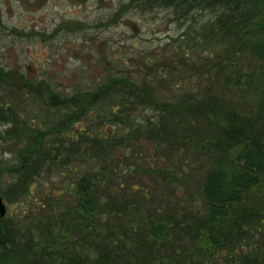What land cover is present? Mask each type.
<instances>
[{"label": "trees", "instance_id": "16d2710c", "mask_svg": "<svg viewBox=\"0 0 264 264\" xmlns=\"http://www.w3.org/2000/svg\"><path fill=\"white\" fill-rule=\"evenodd\" d=\"M127 7L141 13L167 10L174 21L185 24L182 43L174 40L170 48L176 58L191 60L188 73L196 87L175 83L176 94L168 100L157 94L161 84L154 76L134 81L117 74L92 91L67 97L53 92L43 81L34 85L16 72L18 90L8 95L14 94L17 99L6 102L1 96L0 121L12 126L6 134L16 140L18 161L0 168V193L7 202L21 200L42 172L52 168L51 163L64 162V167L76 173L71 189L79 198V207L92 216L99 210L111 213L117 195L108 190L113 182L109 170L115 164H123L126 159H134L137 164L138 158L146 160L143 156L149 150L154 154L147 156L149 161L157 157L163 160L162 155L168 151H179L196 163L190 179L202 199V214L192 213L190 220L183 219L185 233L181 236L175 229L174 235L180 238L173 240L170 230L165 232L152 225L153 221H146L144 224H151L144 229L149 237L143 230L135 235L140 244L127 247L128 235L125 241L118 239L117 246L113 241L99 243L93 262L87 256L69 257L53 245L40 247L29 226L21 228L2 218L0 264H122L119 260L152 264L156 259H167V264H218L211 258L222 251L227 253L226 264H264V99L255 103L256 114L251 115L250 106L237 111L222 98L239 88L244 69L254 72L246 59L256 61L264 71V0H130L121 10ZM227 59L232 62L225 69ZM11 72L0 67L2 84L14 79ZM39 87L47 90L48 109L41 105ZM257 88L261 92L262 84ZM30 95L36 100L34 104L39 102L38 116L26 112L28 118H24L21 112L25 110L15 107L20 105L18 100ZM147 110L151 116L142 114ZM14 115L23 119L15 124ZM80 122L87 128L77 129ZM6 134L0 132V139ZM184 158L180 165H186ZM74 160L86 169L77 173L69 167ZM6 173L10 179L2 187ZM164 181L171 184L168 189L179 190L178 177ZM101 194L110 198L108 203L100 202ZM142 197L147 198L145 194ZM174 215H168L166 221L177 226L179 221L173 219ZM192 231L206 233L198 246ZM185 236L187 241L172 244L164 257L154 245L164 244L156 241L161 237L168 239L163 245L167 246ZM188 243L191 246L186 248ZM174 248L180 254L176 255ZM190 258L193 260L187 263Z\"/></svg>", "mask_w": 264, "mask_h": 264}, {"label": "rangeland", "instance_id": "374dc122", "mask_svg": "<svg viewBox=\"0 0 264 264\" xmlns=\"http://www.w3.org/2000/svg\"><path fill=\"white\" fill-rule=\"evenodd\" d=\"M129 1L0 0V67L5 72L12 71L14 75V79L10 78L8 83L0 82V99L1 96L6 97V102L9 98L17 99L14 94L8 95L9 91L16 93L18 90L16 72L22 73L34 85L43 81L47 88L49 84L53 92L67 97L76 92L92 91L108 81L110 76L117 74L128 76L134 81L154 76L157 78L156 83L160 80L161 84L156 89L157 94L168 100L176 94L175 83L181 81L186 87L195 88L194 78L188 73L191 60L176 58L172 53L173 48H170L174 40L182 43L180 37L185 32V24L174 21L167 10L146 13L135 11L131 7L121 10ZM120 10L122 12L119 14ZM251 61L246 59L248 67L254 72L244 69L239 88L223 94L222 98L237 111L250 106L251 115H255V103L264 99V71L259 69V63L253 61L257 67ZM156 62L158 64L154 65ZM231 62L232 60L227 59L226 67L223 68L228 69ZM258 74L261 76L257 77ZM259 83L263 88L261 92L257 88ZM44 88L39 87L38 91L44 101L41 105L48 109L50 98ZM34 100L32 95L23 101L18 100L20 105L15 109H24L21 112L24 118H28L29 114L36 117L39 102L34 104ZM50 109L53 113L52 108ZM142 114L152 115L149 110ZM22 119L14 115L13 122L17 124ZM76 128L87 126L80 122ZM10 129L11 125L0 121V132L6 134ZM65 134L69 135V132ZM7 135L0 139V168L18 161L15 155L16 140L7 138ZM151 154L149 150L143 157L149 161L147 156ZM162 157L163 160L157 157L155 161H149L152 163V172L151 164L141 158L137 159V164L134 159L115 164L109 170L113 182L108 188L109 193L117 195L114 211H94L93 216L79 207V198L71 189L76 173L64 167V162H53L52 168L42 172L29 193L21 200L10 203L0 193L6 209L3 220L18 223L21 228L29 226L40 247L53 245L56 250L70 254L69 257L72 255L79 259V256H87L90 262L96 257L94 252L99 243L113 241L117 246L120 244L118 239L125 241L128 235L126 246L134 248L136 244H140L135 239L136 233L144 231L151 224L160 226L163 231L170 230L171 237L167 238L170 237L171 240L180 238L174 234L176 229L181 236L184 235L182 230L186 225L183 219L190 220L192 213L196 216L203 211L202 199L195 183L190 179L196 163L192 158H184V153L179 151H168ZM183 158L186 159V165H180ZM69 167L77 169L78 173L86 166L74 160ZM158 172L162 174L158 175ZM4 175L2 187L10 179L9 174ZM177 177L179 190L168 189L171 184H164V178L175 180ZM142 194L151 201L142 197ZM99 198L104 203L110 200L105 194H101ZM173 214V219L179 221L177 226L172 221H166L167 216ZM149 220L153 221L150 226L144 224ZM192 232L196 236L194 244L198 246L206 233ZM144 234L148 233L144 231ZM187 238L185 236L175 243L163 246L168 239L161 237L156 241L164 244L154 245L164 257L167 252L170 253L172 244L182 242L183 245ZM111 244L109 246L115 248ZM190 246L189 243L186 244V248ZM173 252L180 254V250L176 248ZM226 258V251H222L214 255L211 262L217 260L218 264H226ZM192 260L187 259V263ZM119 261L126 264L125 260ZM152 264H167V259H156Z\"/></svg>", "mask_w": 264, "mask_h": 264}, {"label": "water", "instance_id": "95a60500", "mask_svg": "<svg viewBox=\"0 0 264 264\" xmlns=\"http://www.w3.org/2000/svg\"><path fill=\"white\" fill-rule=\"evenodd\" d=\"M5 213H6V209L3 204L2 198L0 197V219L4 217Z\"/></svg>", "mask_w": 264, "mask_h": 264}]
</instances>
